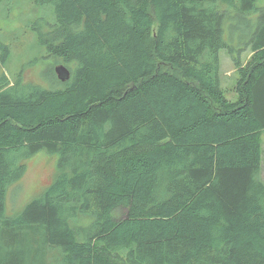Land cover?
<instances>
[{"label": "trees", "instance_id": "obj_1", "mask_svg": "<svg viewBox=\"0 0 264 264\" xmlns=\"http://www.w3.org/2000/svg\"><path fill=\"white\" fill-rule=\"evenodd\" d=\"M32 2L52 7L38 39L70 77L1 73L0 264H264V5ZM225 44L251 53L232 99ZM40 151L50 184L6 214Z\"/></svg>", "mask_w": 264, "mask_h": 264}, {"label": "rangeland", "instance_id": "obj_2", "mask_svg": "<svg viewBox=\"0 0 264 264\" xmlns=\"http://www.w3.org/2000/svg\"><path fill=\"white\" fill-rule=\"evenodd\" d=\"M32 1L0 0V44L8 47L4 60L0 63V76L4 72L6 78L12 81L16 75H20L21 81L47 86L48 79L54 75L56 77L55 66L63 63L47 54L46 45L38 39L39 34L48 32L47 22L51 21L52 7ZM258 5H264V0H258ZM235 36L236 34L233 35ZM234 55L237 56L236 59ZM250 55L246 48L238 51L235 46L226 44L218 52L220 82L229 99L235 97V61L245 64ZM259 138L262 145L259 177L264 180V129ZM56 158V155L40 151L26 159L24 175L9 186L5 199L6 214L13 215L19 211L30 198L50 184L56 170Z\"/></svg>", "mask_w": 264, "mask_h": 264}, {"label": "water", "instance_id": "obj_3", "mask_svg": "<svg viewBox=\"0 0 264 264\" xmlns=\"http://www.w3.org/2000/svg\"><path fill=\"white\" fill-rule=\"evenodd\" d=\"M54 70L60 81H65L70 77L69 69L66 66H63V64L55 66Z\"/></svg>", "mask_w": 264, "mask_h": 264}, {"label": "flooded vegetation", "instance_id": "obj_4", "mask_svg": "<svg viewBox=\"0 0 264 264\" xmlns=\"http://www.w3.org/2000/svg\"><path fill=\"white\" fill-rule=\"evenodd\" d=\"M54 71H55V70H54ZM55 74H56V72H55ZM56 78H58L57 75H56Z\"/></svg>", "mask_w": 264, "mask_h": 264}]
</instances>
